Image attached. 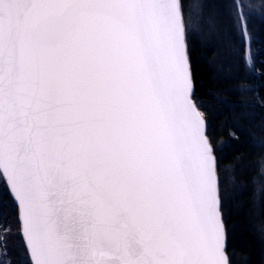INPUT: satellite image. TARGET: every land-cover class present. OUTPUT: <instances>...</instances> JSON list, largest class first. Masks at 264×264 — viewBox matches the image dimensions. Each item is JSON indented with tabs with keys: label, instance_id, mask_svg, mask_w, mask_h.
<instances>
[{
	"label": "snow or ice",
	"instance_id": "6c2138e0",
	"mask_svg": "<svg viewBox=\"0 0 264 264\" xmlns=\"http://www.w3.org/2000/svg\"><path fill=\"white\" fill-rule=\"evenodd\" d=\"M190 8L0 0V207L21 264H232Z\"/></svg>",
	"mask_w": 264,
	"mask_h": 264
},
{
	"label": "trees",
	"instance_id": "16d2710c",
	"mask_svg": "<svg viewBox=\"0 0 264 264\" xmlns=\"http://www.w3.org/2000/svg\"><path fill=\"white\" fill-rule=\"evenodd\" d=\"M257 1L264 5V0ZM201 4V23L206 20L211 28L208 39L202 41L197 35L190 41L193 101L204 113L206 135L224 178V220L232 227L227 233L228 250L235 253L236 264H264L260 231L264 190L259 172L264 162V17L254 29L247 24L248 68L244 44L232 30L231 0H201ZM256 189L261 190L259 195Z\"/></svg>",
	"mask_w": 264,
	"mask_h": 264
},
{
	"label": "rangeland",
	"instance_id": "374dc122",
	"mask_svg": "<svg viewBox=\"0 0 264 264\" xmlns=\"http://www.w3.org/2000/svg\"><path fill=\"white\" fill-rule=\"evenodd\" d=\"M243 2L246 7L234 11L232 7L233 0H231V7L229 9V13L231 17L230 20L232 21V30L236 35V39L238 40V42L242 41V43L244 44V61L246 66L249 68L251 65V38L250 33L247 30V24L250 28L254 29V26L256 24L262 22L264 17V8L260 5L257 0H243ZM185 3L186 5H191V8L186 12L187 15L191 16V22L189 24L191 31L195 33V36L198 35L203 38L202 41L208 39L207 34L209 36L210 32L208 30H210L211 27H208L206 25L208 23L206 22V20H204L203 24L201 23V7H198V5L201 4V0H185ZM238 13H242L244 15L245 19L243 21L237 20ZM203 27H205V30H203ZM244 28H246L248 33L247 37L243 35ZM239 47L237 48L238 52ZM260 189L264 190V176L262 177V184L260 186ZM260 191L261 190L256 189V195H259ZM226 228L227 233L229 234V228L231 230L232 227H230L229 225V227L226 226ZM228 234L227 244L229 239ZM0 237H3L0 238V264H21L22 258L25 254V249L20 236V228L17 219V213L11 207H0ZM234 255H232V264H236V256L234 257Z\"/></svg>",
	"mask_w": 264,
	"mask_h": 264
},
{
	"label": "water",
	"instance_id": "95a60500",
	"mask_svg": "<svg viewBox=\"0 0 264 264\" xmlns=\"http://www.w3.org/2000/svg\"><path fill=\"white\" fill-rule=\"evenodd\" d=\"M193 102H194V101H193ZM20 236H21V239H22V242H23V245H24V238H23V236H22L21 231H20Z\"/></svg>",
	"mask_w": 264,
	"mask_h": 264
}]
</instances>
